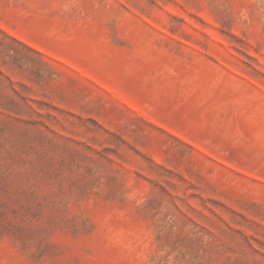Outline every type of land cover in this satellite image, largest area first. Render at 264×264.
<instances>
[{"label": "rangeland", "instance_id": "374dc122", "mask_svg": "<svg viewBox=\"0 0 264 264\" xmlns=\"http://www.w3.org/2000/svg\"><path fill=\"white\" fill-rule=\"evenodd\" d=\"M0 264H264V0H0Z\"/></svg>", "mask_w": 264, "mask_h": 264}]
</instances>
